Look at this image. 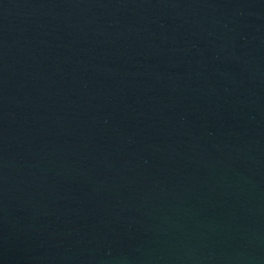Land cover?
Returning <instances> with one entry per match:
<instances>
[{"label":"water","instance_id":"water-1","mask_svg":"<svg viewBox=\"0 0 264 264\" xmlns=\"http://www.w3.org/2000/svg\"><path fill=\"white\" fill-rule=\"evenodd\" d=\"M0 264H264V0H0Z\"/></svg>","mask_w":264,"mask_h":264}]
</instances>
